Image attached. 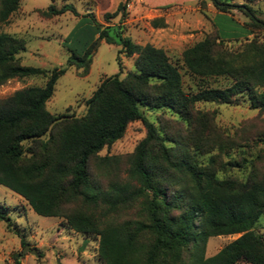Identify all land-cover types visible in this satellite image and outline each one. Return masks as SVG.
<instances>
[{
	"label": "trees",
	"instance_id": "obj_1",
	"mask_svg": "<svg viewBox=\"0 0 264 264\" xmlns=\"http://www.w3.org/2000/svg\"><path fill=\"white\" fill-rule=\"evenodd\" d=\"M19 1L0 0V27ZM129 1L119 2L104 20L120 13L122 23ZM213 3L222 12L243 7L251 16L245 23L249 33L235 39H242V50L227 49L230 41L214 27L173 63L163 48L137 44L119 25H103L89 12L92 44L81 53L71 50L64 66L47 70L20 64L24 39L0 32V85L13 78L44 79L43 85L19 89L0 102V186L22 197L37 215L64 219L75 232L99 236L103 264H264V236L255 229L264 214V172L252 163L244 180L219 177L215 156L236 142L222 138L211 129L206 112L195 109L198 102H246L264 111V41L256 39L264 20L247 4ZM69 10L75 12L70 4H50L40 13L52 17ZM151 25L166 26L162 18ZM94 38L119 46L118 60L120 54L136 55L135 70L102 79L82 115L50 113L46 102L57 79L71 66L82 75L89 71ZM183 75L204 83L220 77L225 84L185 90ZM143 108L175 113L190 135L165 136ZM136 120L144 124L145 135L130 155L126 177L104 185L99 177L110 173L103 170L116 156L98 154ZM197 120L200 132L194 127ZM212 151L217 153L207 164L199 162L200 155ZM93 158L94 174L89 170ZM6 219L0 208V220ZM234 234L239 236L217 253L205 255L208 238Z\"/></svg>",
	"mask_w": 264,
	"mask_h": 264
},
{
	"label": "rangeland",
	"instance_id": "obj_2",
	"mask_svg": "<svg viewBox=\"0 0 264 264\" xmlns=\"http://www.w3.org/2000/svg\"><path fill=\"white\" fill-rule=\"evenodd\" d=\"M123 0H20L17 10L1 25L0 32L13 34L25 41V50L18 54L22 65L41 67L51 70L54 67L65 65L71 50L81 53L92 44L90 28L92 17L86 16L93 12L94 18L103 25H119L123 35L129 36L133 42L143 45L140 21L136 7L128 4L125 9L122 23H119L121 14L105 21V13L113 12L118 3ZM200 1V0H198ZM211 7L200 12L192 8L174 7L170 11V22L174 30L181 29L177 24L178 19L190 24L191 29L177 34L175 39L163 41V48L173 63L180 62L182 51L201 40L207 33H213L208 24H214L220 36L229 43L224 46L232 51L242 50V39L247 33L244 22H249L251 16L244 9L232 7L226 12L215 16L212 13L216 7L213 0ZM237 5H249L253 15L264 20V0H255L248 3L246 0H223ZM50 4L56 8L70 4L71 10L62 14L45 17L40 13ZM194 5V2H187ZM199 5V2L196 4ZM204 20L206 25H197V19ZM162 18V17H161ZM163 19V18H162ZM257 40L264 41V31H257ZM157 40V39H155ZM235 40V41H233ZM92 62L87 74L82 75L81 69L74 66L60 76L54 86L51 98L46 102V108L52 114H69L80 116L85 112L86 100L92 95L102 79L119 74L122 78L128 71L135 70L134 60L136 55L124 57L122 54L117 59L119 46L98 41L94 38ZM159 45V43H158ZM155 46V45H153ZM157 47V46H156ZM183 73V70H180ZM204 82L182 76L185 90L197 89L198 85L205 84L210 87L223 86L225 81L220 77H208ZM44 84L42 77H30L8 80L0 85V102L11 96L15 91ZM195 109L206 112L210 119L211 129L219 133L225 140L236 142L234 148L219 156L217 151L202 154L199 162L207 164L214 154L218 176L233 177L244 180L252 168V163L264 172V111L251 109L246 102L235 104L203 103L195 104ZM144 116L152 121L162 133L167 135L181 134L189 136V132L182 122H178L175 113L168 110L142 109ZM201 122L196 121L194 127L201 131ZM203 132V134H206ZM145 135L144 124L140 120L128 124L123 136L107 148H103L98 156H116L113 163L103 170L109 174L100 176L101 182L106 185L115 177L125 179L129 167V158L138 142ZM166 144L170 142L165 141ZM97 158L90 161V172H97ZM226 162H230L227 164ZM0 208L6 213V220H0V264H103L98 255L99 236L75 232L67 225L66 221L56 217H43L33 212L26 201L0 186ZM130 216H135L134 211ZM122 217H127L122 216ZM255 229L264 236V214L259 218ZM239 234L230 236L210 237L205 247V255L212 256L226 243L237 238ZM28 245L36 249L38 256L26 251L23 247ZM244 264V263H238Z\"/></svg>",
	"mask_w": 264,
	"mask_h": 264
},
{
	"label": "crops",
	"instance_id": "obj_3",
	"mask_svg": "<svg viewBox=\"0 0 264 264\" xmlns=\"http://www.w3.org/2000/svg\"><path fill=\"white\" fill-rule=\"evenodd\" d=\"M187 2H194V5H187ZM199 2V5L196 4ZM130 7H136L138 15H137V21L141 22V25L143 26L141 28V36L140 39H143V44L149 43L152 45H155L157 47L163 46V41L175 39L177 37V34H181V37H184L183 31L190 28V24L186 23L182 19L177 20V24L181 29L174 30V28L171 25L170 22V10L174 7L177 8H192L194 11L198 10L200 12L203 9H207L211 7L210 2L205 0H132L130 4H128V9ZM222 11H219L218 9L212 10V13L215 16L220 15ZM163 18L164 23L166 24L165 27H153L151 25V20L154 18ZM202 19V17H201ZM99 22V20L97 19ZM197 22L201 25H206L205 19L198 20ZM246 22L243 23L245 25ZM209 28L216 27L214 24H208ZM217 28V27H216ZM247 33H249V29L247 27ZM246 33V34H247ZM157 39V40H155ZM102 41V40H101ZM159 43V45H158Z\"/></svg>",
	"mask_w": 264,
	"mask_h": 264
},
{
	"label": "water",
	"instance_id": "obj_4",
	"mask_svg": "<svg viewBox=\"0 0 264 264\" xmlns=\"http://www.w3.org/2000/svg\"><path fill=\"white\" fill-rule=\"evenodd\" d=\"M101 39H98V41H100ZM26 251H28V252H30L31 254H33V255H35V256H38V252L36 251V249H34V248H30L28 245H25L24 247H23V252H26Z\"/></svg>",
	"mask_w": 264,
	"mask_h": 264
}]
</instances>
